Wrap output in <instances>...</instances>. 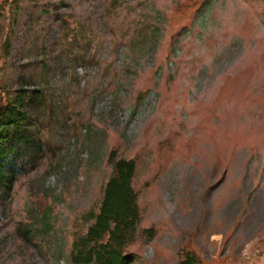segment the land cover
<instances>
[{
  "label": "rangeland",
  "instance_id": "374dc122",
  "mask_svg": "<svg viewBox=\"0 0 264 264\" xmlns=\"http://www.w3.org/2000/svg\"><path fill=\"white\" fill-rule=\"evenodd\" d=\"M20 93L0 264H74L112 151L129 264H264V0H0V110Z\"/></svg>",
  "mask_w": 264,
  "mask_h": 264
},
{
  "label": "trees",
  "instance_id": "16d2710c",
  "mask_svg": "<svg viewBox=\"0 0 264 264\" xmlns=\"http://www.w3.org/2000/svg\"><path fill=\"white\" fill-rule=\"evenodd\" d=\"M29 98L20 93L0 110V189L8 184L2 146L8 141H22L25 129L22 123L27 120V113L21 108ZM108 160L113 164V174L105 184L98 212L89 214L92 223L86 233L72 243L74 264H129L132 259L124 248L131 242L139 222L137 196L131 185L135 163L131 159L117 158L115 151ZM192 263L193 258L188 256L179 264Z\"/></svg>",
  "mask_w": 264,
  "mask_h": 264
}]
</instances>
